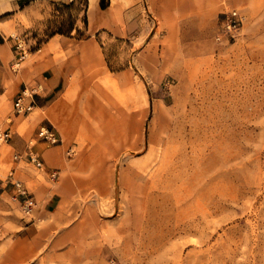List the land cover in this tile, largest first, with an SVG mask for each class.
Listing matches in <instances>:
<instances>
[{"label": "rangeland", "instance_id": "1", "mask_svg": "<svg viewBox=\"0 0 264 264\" xmlns=\"http://www.w3.org/2000/svg\"><path fill=\"white\" fill-rule=\"evenodd\" d=\"M20 3L8 38L13 71L52 37L89 38L87 0ZM231 10L241 21L228 29ZM141 18L127 36H91L95 59L65 93L54 129L65 167L52 184L66 182V194L34 227L40 250L26 264H264V3L225 10L201 46L168 34L146 0ZM15 36L27 50L20 61ZM17 115L11 103L0 120L13 136ZM35 134L34 151L55 146ZM13 153L0 146V179L15 168L33 190L44 180ZM8 200L0 264L26 218Z\"/></svg>", "mask_w": 264, "mask_h": 264}, {"label": "crops", "instance_id": "2", "mask_svg": "<svg viewBox=\"0 0 264 264\" xmlns=\"http://www.w3.org/2000/svg\"><path fill=\"white\" fill-rule=\"evenodd\" d=\"M20 1L28 4L34 2V0ZM20 1L0 0V120L11 103L13 108L14 99L24 87L38 86L39 92L33 111L17 115L13 119L16 132L14 136L12 135L9 144L14 148V152L24 151L28 141L36 135L35 132L37 133L40 126L59 128L54 124V118L62 123L61 114L67 103L65 93L70 89L73 90L74 84L78 82L75 80L79 78L85 67L93 64L95 59V44L91 36H96L99 32L117 36L131 34L133 22L143 19L141 12L144 7V0H106L105 8L100 7L101 0H87L88 39L80 44H74L64 38L52 37L41 54L35 53L19 70L13 71L10 66L13 52L8 38L13 28V20L17 18V9L20 10L18 13H21ZM43 1L72 2L74 0ZM146 2L153 15L161 20L168 34L195 35L197 37L194 43L201 46L209 34V27L225 10L234 8L248 13L256 9L258 4L264 3V0H146ZM55 52L59 54L57 58ZM24 123L27 126L19 133L18 129ZM0 126L8 127L12 132L8 124ZM55 131L61 143L63 141L61 134ZM60 143L51 147H43L41 143L37 145L39 150L37 153L44 161L47 170L58 171V168L65 167V159L61 155L62 143ZM18 164V168L27 170L28 173L33 172L44 181L37 183L31 190L37 201L33 214L26 216L20 227L8 233L4 241L3 259L6 264H26L36 257L41 240L34 227L48 220L49 215L55 211L56 200L58 205L63 200L67 187L66 182L53 185L54 182L50 181L47 175L40 173L31 164L24 162ZM22 180L26 183L24 179ZM5 194L8 195L5 191L2 192L0 198L8 200ZM12 206L15 208V205Z\"/></svg>", "mask_w": 264, "mask_h": 264}, {"label": "built area", "instance_id": "3", "mask_svg": "<svg viewBox=\"0 0 264 264\" xmlns=\"http://www.w3.org/2000/svg\"><path fill=\"white\" fill-rule=\"evenodd\" d=\"M241 21L236 10H231L226 17V26L228 29L236 28ZM16 38L15 49L19 54L18 60H22L27 50L21 39ZM19 63H16L18 65ZM38 86L24 87L13 101V110L18 115H24L33 111L35 106L34 96L38 93ZM12 132L8 127L0 126V146L10 143ZM37 138L48 145H57L60 143V137L57 132L48 125H42L37 130ZM13 160L15 162H24L31 164L40 173L48 176L49 180L56 182L58 180L57 170H47L44 161L39 154L34 151L31 146H27L22 152H14ZM0 190L8 194L9 200L16 204L19 211L24 216L33 214L37 207V201L34 199L33 194L26 183L17 175L16 169L11 168L4 178L0 179Z\"/></svg>", "mask_w": 264, "mask_h": 264}, {"label": "trees", "instance_id": "4", "mask_svg": "<svg viewBox=\"0 0 264 264\" xmlns=\"http://www.w3.org/2000/svg\"><path fill=\"white\" fill-rule=\"evenodd\" d=\"M107 5H106V1L105 0H101L100 1V7L101 8H105Z\"/></svg>", "mask_w": 264, "mask_h": 264}, {"label": "bare ground", "instance_id": "5", "mask_svg": "<svg viewBox=\"0 0 264 264\" xmlns=\"http://www.w3.org/2000/svg\"><path fill=\"white\" fill-rule=\"evenodd\" d=\"M56 120H57V119L54 118V122H55V124H56L57 126H61L60 123H59L58 121H56Z\"/></svg>", "mask_w": 264, "mask_h": 264}]
</instances>
